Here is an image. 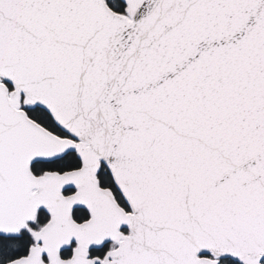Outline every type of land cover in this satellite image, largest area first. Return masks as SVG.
<instances>
[{
  "label": "snow or ice",
  "instance_id": "obj_1",
  "mask_svg": "<svg viewBox=\"0 0 264 264\" xmlns=\"http://www.w3.org/2000/svg\"><path fill=\"white\" fill-rule=\"evenodd\" d=\"M0 264H264V0H0Z\"/></svg>",
  "mask_w": 264,
  "mask_h": 264
}]
</instances>
